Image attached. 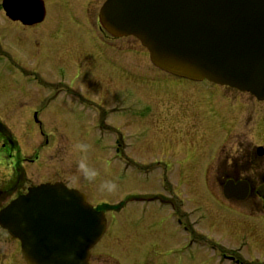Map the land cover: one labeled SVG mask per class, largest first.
Segmentation results:
<instances>
[{
  "label": "rangeland",
  "instance_id": "374dc122",
  "mask_svg": "<svg viewBox=\"0 0 264 264\" xmlns=\"http://www.w3.org/2000/svg\"><path fill=\"white\" fill-rule=\"evenodd\" d=\"M105 1L88 0L86 10L88 9V16L92 20H96ZM51 3H53V10H63L59 15L61 22L68 20L69 26L63 27L64 30L69 31L67 41L52 44L48 41L45 45L37 46L36 43L31 45L32 38L20 37L12 28H7L3 30V33L8 37V41L4 43L0 40V45L17 60L24 58L32 60V63L37 64L39 72L42 69L50 71V78L54 77L60 66L63 67L69 81L67 85L88 99H100L108 104L113 93L120 90V96L112 99L110 104L120 102L127 108L131 106L129 101L131 99L133 106L137 109L141 106H149L151 110L156 105L159 110L153 122L160 121L166 115L168 117L165 122L170 120L165 125L156 126L150 122L152 121L150 116L145 123L147 127L134 133L132 142L136 147L131 150L126 148L125 152L132 156L136 163L142 165L143 168L135 172L127 168L130 166L129 162L113 159L111 155L115 153V149L105 144L106 141L101 138L99 132L95 134V141L84 138L87 129L77 122L84 119V114H74L79 113L75 111L52 115L49 117L50 120L41 116L42 126L34 124L22 126L18 123L17 114L3 115L5 122L19 139L20 148L18 152H11L8 149L7 160L0 162V176L10 170V168H4L2 164L15 165L24 156H28L29 159L37 160L29 164V167L25 162L27 159L22 162L24 190L28 185L64 180L69 186L84 192L91 204L105 210L108 228L93 248L91 264H214V262L217 264V260L213 261L211 258L213 255L209 251L210 245L207 241L212 239L217 242L233 243L232 247H234L237 241L240 242L243 239L241 230L236 227L247 223L245 216L240 212L220 204V199L224 198L222 183L225 178L232 175L223 166H226L225 162L230 157L238 159L252 157L253 164H256L255 150L259 139L260 144L264 146V101H258L250 93L233 87H220L209 81L194 85L191 82L176 79V82L182 81L178 83L181 91L174 93L173 88L170 87L160 94L158 89L152 86L157 81L150 83L152 88L148 85L145 87L138 76L128 73L114 74L113 84L107 79L108 71L100 73L98 69L89 68L88 75L83 77L85 67L82 65L84 63L82 52H90L89 49L84 48L89 43V39L86 38L88 27L83 26L82 21L73 19L79 10V7L74 6L76 2L51 0ZM82 4L84 6L83 2L79 5L82 6ZM131 36H122L127 38L114 42L116 46H120L118 48L123 49L124 53L119 56L120 59H127L133 55L132 51L128 50L136 37ZM69 42L73 43V49L69 48ZM93 42L95 43V40ZM134 43L136 48L141 49L142 45L137 38ZM80 48H84L82 52ZM136 56L137 60L141 59L138 53ZM110 57L116 58V55L110 54ZM137 63L141 62L137 61ZM77 64L80 65L77 66ZM139 66L137 65L138 68ZM95 73L103 76L101 79H94ZM153 74L149 70V75ZM157 75L159 79L158 73L153 76ZM43 78L48 77L40 76V79ZM209 86L216 91L202 90ZM147 88H151L153 94ZM192 89L193 92L190 94L189 90ZM56 101V104L62 105L66 110L67 103ZM63 101L66 102L65 97ZM59 108L63 109L60 106ZM206 110L210 111L211 119H214L212 123L210 122L211 126L208 125L209 122L202 121L205 117L202 114ZM199 112L200 114L197 115L196 113ZM193 113V117L190 116L189 119L184 117L175 119L177 114L189 116ZM51 114L55 112L51 111ZM139 119V115L137 119H132L136 121V125L124 121L120 124L113 123L121 127V131L127 135L144 126L142 122L138 123L141 121ZM64 121L67 123H61ZM259 121L260 136L257 133ZM77 142L90 145L83 155L89 167L97 170L95 182L77 179L79 173L76 161L79 157L72 151V146ZM191 151L195 155L188 158L186 153ZM158 162H161V170ZM207 162V173L204 175L205 171L202 169ZM178 163L188 166L190 171H187L188 167L183 171L177 170ZM249 164L244 166V172L247 169L246 176L251 172ZM171 165L175 166L174 169L165 173L163 171L165 167ZM252 178L255 186H258L259 175L253 174ZM106 179H115L118 185L115 192L101 191L99 186ZM161 180H168L173 192H176L178 188V200L184 202L181 209L183 208L186 214L181 219L182 223L192 226L188 230H185L187 227H182L177 219L170 215V205L162 204L154 199V197L165 199V190L168 187L162 185ZM211 194L217 197L216 200ZM222 199V202H226ZM243 202L237 203L236 206L250 210V208L254 209L252 203H256L257 200L249 199ZM121 203L123 206H118L121 208H113ZM213 210L221 211L217 218ZM193 227L195 233L201 235L202 239L194 241L191 236L194 232L191 231ZM247 235L249 236L248 232ZM248 250L251 255H246V260L264 264V233L254 239L253 245ZM243 253L245 254V251Z\"/></svg>",
  "mask_w": 264,
  "mask_h": 264
},
{
  "label": "flooded vegetation",
  "instance_id": "af4514ba",
  "mask_svg": "<svg viewBox=\"0 0 264 264\" xmlns=\"http://www.w3.org/2000/svg\"><path fill=\"white\" fill-rule=\"evenodd\" d=\"M71 1L73 3L76 2L74 6L79 7L76 17L73 19L78 22L82 21L81 24L88 27L86 38L89 39V43L84 48L89 49L90 52L84 53L82 52L84 48H80V51L82 50V60L84 61L82 65L85 67L83 77L88 75L87 70L89 68L98 69V71H101L100 73L108 71L106 74L107 79L111 82V84H113L114 74L128 73L132 76L134 75L135 77L138 76L140 80L143 81L145 87L146 85L151 87L150 83L157 81L156 84H153L152 86H155L160 94H162L163 91H167L170 87L173 88L174 93L181 91L182 89H179L181 87L178 86V83H181L182 81L176 82V79L188 81L194 85L199 83L171 75L155 66L152 63L149 52L145 47L141 46V49L136 48L134 43L136 38L134 36L131 37L135 38V41H133L130 50H128L132 51V57L129 56L127 59H120L119 56L124 53L123 49L121 50L118 48L120 46H116L114 42L127 37L113 36L108 31H106L100 21V12L98 13L96 20H92L91 17L88 16V9L86 10L88 0ZM82 2L84 3V6L83 4L82 6L79 5ZM52 8L53 3H51V0H0V40H2L4 43L7 42L8 37L5 33H3V30L12 28L15 34L18 36L24 37L26 39L32 38L31 45L35 43L37 46L40 44L45 45L48 41H50V44L53 42L61 43L67 41L69 39V31L68 29L64 30L63 27L69 26L68 20L66 22H61V17L59 15H61L60 13L63 10H53ZM93 40H95V43ZM69 43V48L73 49V43ZM76 49L79 50L77 47ZM137 53L141 58L139 60H137ZM110 54H115L116 58L110 57ZM137 61H140L141 63L138 64ZM79 65L80 64H77V66ZM137 65H140L139 68ZM149 70L154 73L153 75L158 73L160 78L158 79V75L156 77L149 75ZM100 73H95L96 75L93 78L101 79L103 75H100ZM50 74L51 72L46 69H42L39 72L37 70V64L32 63V60H29L28 58H24L22 60L15 59L0 45V162H5V160H7L9 156L8 149H10L11 152H18L20 148L19 139L11 130L9 125L5 122L3 115L17 114L18 123L22 126L29 124L42 126L43 121L41 116H44L46 120H50L49 117L52 115L56 116L77 111L79 113L74 114H84V119L77 120V122L84 125L88 130H86V134L84 136L85 139L95 141V134L99 132L102 136L101 138L105 139V144L109 147L112 146L115 149V153L111 155L114 160L120 162H129L130 169L135 172L141 170L143 168L142 165L136 163L132 159V156L126 154L125 150L126 148L131 150L136 147V145L132 142L134 133L144 127H147L145 123L147 122V119L149 120L150 116L152 118V121L150 122L156 126H159L160 124H167L170 119H168L167 122H165V119H167L168 116H163L160 121L153 122V118L158 114V106H153L151 110L149 106H141V108L137 109L133 106L134 103L131 99L129 100L131 106H128L127 108L120 102L110 104L112 99L118 98L120 96V90L113 93L111 101L108 104L100 99H88L83 94H80L78 91H74L67 85L69 82L67 74L65 69L61 66L58 68V71L55 73L53 78H50ZM40 76L48 78L40 79ZM58 76L60 78H57ZM115 83L118 85L116 80ZM13 88L15 90H13ZM151 88L147 89L151 92V94H153ZM202 90L206 92L216 91V89L212 86ZM192 92L193 89L189 90L190 94H192ZM126 94H128V92H126ZM63 97L66 98V102L63 101ZM56 100L62 103H67V111L62 105L56 104ZM59 106L63 109H60ZM51 111L55 112V114H51ZM209 113V110L203 112L202 116L205 115V117L202 119V121L207 123L209 122L208 125L211 126L210 122L212 123L214 119H211ZM196 114L199 115L200 112ZM138 115L140 117L139 120H141L138 121V123L142 122L144 126L135 129L133 132H130L127 135H124V133L121 131V127L113 123L117 122V124H120L121 121H124L126 123L136 125V121H132V119H137ZM193 115L194 113L189 116L186 114H177L175 115V119H180L179 117L189 119L190 116L193 117ZM115 119L117 121H115ZM61 123L66 124L67 121ZM44 124L49 123L44 122ZM257 133L260 136V121ZM260 146L263 145L260 144L259 139V144L256 146L255 150L256 164H253L252 157H243L240 159L230 157L229 160L225 162L226 166H223V168L227 169V171H230L229 173L232 175L225 178L222 183V191L225 199H221L225 200L226 202H222L220 199V204L223 206L226 205L227 208L240 212L245 216L247 223L245 225L236 227L241 230V237H243V239H241L240 242L237 241L236 244H234V247H232L233 243L229 244L223 241L217 242L213 241L212 239L207 241V243L210 245L209 251L212 252L213 255L211 258L213 261L217 260V264H258L253 263L250 260H246V255H251L248 248L253 245L254 239H256L258 235L261 236L262 233H264V150L260 153ZM186 154L188 155V158L194 157L195 155V153L193 154L192 151L187 152ZM25 159H27L25 162L28 163V167L29 164L34 163L37 160L33 158L29 159L28 156H24V158L20 159L15 165L11 163L2 164L4 168H10V170L6 171L5 175L2 173V176H0V212L13 199L17 198L21 194L26 193L30 187L41 184L37 183L28 185L24 190L25 184L22 185V183H24L25 180L23 177L24 173L22 174L21 169L23 167L22 162H24ZM207 164L208 162L202 169V171H205L204 175L207 173ZM246 164H249V170L251 171L247 176L245 175L247 169L244 172V166ZM178 165V168L176 165L177 170L181 169L183 171L188 167L186 165H180L179 163ZM158 166L161 170V162H158ZM174 167V165H171L170 167L166 166L163 171L167 173L168 171L173 170ZM253 167H255V169ZM187 171H190L189 167ZM253 174H258L260 177V183L258 186H255L254 184L252 178ZM175 177L178 179L177 175ZM228 180H233L235 185H237L235 188H231V191L234 193V195H238V193L241 195L243 193V188L240 189V186H238V184H241L243 187L247 188V196L244 199L238 198V196L236 198L226 197L224 195V186ZM47 182L48 181H45L44 183ZM53 182L57 181H51L50 183ZM61 182H64V184L68 185L64 180ZM160 183L168 187V189L165 190V199H160V197H154V199L162 204L170 205V215L175 217L182 227H187L185 230H188L192 226L182 223L181 219L183 218V215L186 214L184 209L182 208L183 212L181 209V206L184 202L178 200V188H176V192H173L171 189V183L168 180H161ZM206 187L208 188L207 184ZM212 196L216 200L217 197L214 195ZM249 199L257 200L256 203H252V207L254 209L250 208V210H245L242 207L236 206L237 203H244L243 201ZM213 211L217 218L221 211ZM248 222L252 223L250 224ZM192 229L193 230L191 231L194 232H192L191 236L193 237L194 241L203 238L201 235L195 233L194 227ZM247 232L249 233V236L247 235ZM204 245H206V243ZM243 251H245V254ZM0 264H27L22 256L20 240L14 238L8 232V230L1 225V223Z\"/></svg>",
  "mask_w": 264,
  "mask_h": 264
},
{
  "label": "water",
  "instance_id": "95a60500",
  "mask_svg": "<svg viewBox=\"0 0 264 264\" xmlns=\"http://www.w3.org/2000/svg\"><path fill=\"white\" fill-rule=\"evenodd\" d=\"M100 20L114 36L137 37L164 70L264 99V0H106ZM0 220L29 264H89L106 228L105 213L60 182L30 188Z\"/></svg>",
  "mask_w": 264,
  "mask_h": 264
},
{
  "label": "clouds",
  "instance_id": "9594fccd",
  "mask_svg": "<svg viewBox=\"0 0 264 264\" xmlns=\"http://www.w3.org/2000/svg\"><path fill=\"white\" fill-rule=\"evenodd\" d=\"M90 145L86 143L77 142L72 146V151L74 154L78 155V159L76 161V168L78 170V177L77 179H81L85 182H95V179L98 175L97 170L94 168L89 167L86 163L84 153L88 151ZM101 191H106L108 193L115 192L118 188V185L115 179H106L100 184Z\"/></svg>",
  "mask_w": 264,
  "mask_h": 264
}]
</instances>
